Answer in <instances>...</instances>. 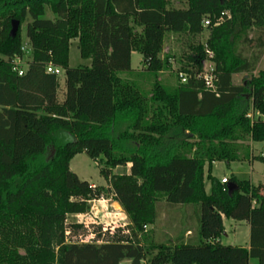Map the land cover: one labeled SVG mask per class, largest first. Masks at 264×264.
<instances>
[{"label": "trees", "instance_id": "obj_1", "mask_svg": "<svg viewBox=\"0 0 264 264\" xmlns=\"http://www.w3.org/2000/svg\"><path fill=\"white\" fill-rule=\"evenodd\" d=\"M28 16L33 58L19 75L20 27L16 37L10 30ZM0 21V264H144L147 255L149 264H264V183H223L212 174L217 161L264 160L250 145L264 142V70L233 82L258 61L237 51L236 40L264 51V0H0ZM167 33L187 38L178 75L188 79L173 90L157 78L170 67L171 57H161ZM74 39L89 66L69 65ZM206 46L214 52L213 88L199 76ZM133 52L143 57L142 72L156 76L149 99L120 76L133 71ZM49 64L65 71L62 97ZM83 152L104 161L108 187L71 169ZM119 166L129 171L110 172ZM105 191L127 214V233L72 240L84 225L68 216L89 212ZM161 194L168 206L199 205L198 236L145 248L139 237L157 219ZM224 218L249 223V248L221 243Z\"/></svg>", "mask_w": 264, "mask_h": 264}, {"label": "rangeland", "instance_id": "obj_2", "mask_svg": "<svg viewBox=\"0 0 264 264\" xmlns=\"http://www.w3.org/2000/svg\"><path fill=\"white\" fill-rule=\"evenodd\" d=\"M46 16L53 20H56V16L51 10L46 8ZM32 21L28 16L25 21L20 24V37L22 48L25 49V53L21 60V64L26 67L28 61L33 58V47L28 37V22ZM2 25L0 21V32ZM250 37L256 39L259 36L257 29L250 31ZM209 36V30L205 27L199 40L204 44ZM187 38L184 35L175 33H167L165 36L164 47L161 52V56H170V67L162 71L157 77L166 87L173 90L178 84L180 77L178 70L183 66L181 58L182 52L186 49ZM236 50L241 51L246 57L255 59L258 58L256 64V70L252 73H237L233 76V82L235 84L243 83L252 77L257 75L260 70H264V51L261 50L255 43L244 44L241 39L236 40ZM23 51V50H22ZM24 52V51H23ZM215 62V61H214ZM91 59H84L80 55L79 42L77 39L71 41L69 47V65L71 67L89 66ZM204 69L211 67V62L208 58L204 59ZM132 69L130 73H120V76L128 80L134 81L141 91L147 95L148 99L152 93L153 83L156 80V76L150 73H144L143 71V57L141 54L135 52L132 58ZM60 80V97L63 96L65 76L61 75ZM150 103V102H149ZM155 104L150 108L149 116L154 119ZM252 152V150H251ZM264 154V145L256 142L253 147V153L256 156H262ZM214 168V175L221 180L223 176L229 178L236 177L240 180H249L253 173V180L259 184L264 182V160L255 159L250 160L248 158H242L235 160L227 164L223 161ZM71 169L82 179L89 181L92 185L108 187L109 182L101 174V169L106 168L102 159H92L85 152L78 153L71 161ZM129 166H119L116 168H110L111 173H123L128 172ZM206 190L210 188L209 181L205 180ZM166 197L164 195L159 196L158 202V217L153 224L146 226L144 233L140 234V242L145 248H152L153 245L176 240L181 234H184L185 240L190 241L195 235L198 236L199 229V216L200 207L198 204H183L168 206L166 203ZM90 210L85 214H72L69 215L68 223H77L84 225V230H80L78 234L72 236V240L86 243L91 242L96 237V232L100 233H114L115 230H123L127 233V227L130 220L120 206V204L114 199V196L105 191L102 197L92 200L90 202ZM227 234H223L220 241L223 245H243L249 240L250 231L247 221L227 219L226 220ZM69 240V239H68ZM152 251V250H151ZM151 255H147L144 264H149V258ZM123 264H130V262H124ZM251 264H256V260H251Z\"/></svg>", "mask_w": 264, "mask_h": 264}, {"label": "built area", "instance_id": "obj_3", "mask_svg": "<svg viewBox=\"0 0 264 264\" xmlns=\"http://www.w3.org/2000/svg\"><path fill=\"white\" fill-rule=\"evenodd\" d=\"M210 25V20L209 19H205L204 20V26H209ZM22 50L24 51L25 53V49L22 48ZM206 55H207V58L210 60L211 62V67L209 69H204V72H202L201 74H199V76H201L204 81H205V85L209 88H213L214 87V79H215V75H214V70H215V62L213 60L214 58V52L212 50H210L207 46H206ZM23 56L22 57H16L15 60H14V67L13 69L16 70L18 72L19 75H22L24 74L26 67H24L22 64H21V60H22ZM46 71L48 73H52V74H55L57 76H61V75H64L65 71L64 69L61 67V66H55L53 64H49L47 65V68H46ZM180 78H181V82H186L188 77L186 74L184 73H180L179 74ZM247 116L249 118H253L254 117V111L252 109V107H250L249 109V112L247 114ZM222 182L223 183H227L229 182L228 181V177L225 176L222 178ZM123 264V263H121Z\"/></svg>", "mask_w": 264, "mask_h": 264}, {"label": "crops", "instance_id": "obj_4", "mask_svg": "<svg viewBox=\"0 0 264 264\" xmlns=\"http://www.w3.org/2000/svg\"><path fill=\"white\" fill-rule=\"evenodd\" d=\"M133 53H135V52H133ZM133 53H132V58H133ZM162 57V56H161ZM259 143H261V144H263L264 145V142H259ZM256 144V142H251L250 143V145H251V148H252V151H253V147H254V145ZM262 155H264L263 154V152H262ZM219 162L217 161V162H214L213 163V168H212V174L214 175V168L216 167V165L218 164ZM215 176V175H214ZM217 177V176H216ZM224 177V176H223ZM254 176H253V173H252V175H251V177H250V181H251V183H253V184H255V185H257V183H255L254 182V178H253ZM219 178V177H218ZM220 179V178H219ZM260 183H264V182H260ZM226 218H224V227H225V235L227 234V231H226ZM247 224H248V227H249V231H250V226H249V223L247 222ZM240 246H244V247H246V248H249V246H250V237H249V240L246 242V244H243V245H241L240 244ZM250 264H251V261H250Z\"/></svg>", "mask_w": 264, "mask_h": 264}, {"label": "water", "instance_id": "obj_5", "mask_svg": "<svg viewBox=\"0 0 264 264\" xmlns=\"http://www.w3.org/2000/svg\"><path fill=\"white\" fill-rule=\"evenodd\" d=\"M19 27H20V21L17 20V19H13L12 20V27H11V30H10V36L11 37H16V35L18 33V30H19ZM236 188H237V186H236L235 183L230 182L228 184L229 193H232L233 190H235Z\"/></svg>", "mask_w": 264, "mask_h": 264}]
</instances>
